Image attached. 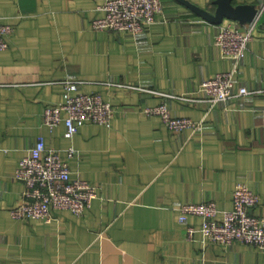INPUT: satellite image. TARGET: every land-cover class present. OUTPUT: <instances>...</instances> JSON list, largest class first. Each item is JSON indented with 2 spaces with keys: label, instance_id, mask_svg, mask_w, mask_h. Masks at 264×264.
<instances>
[{
  "label": "crops",
  "instance_id": "1",
  "mask_svg": "<svg viewBox=\"0 0 264 264\" xmlns=\"http://www.w3.org/2000/svg\"><path fill=\"white\" fill-rule=\"evenodd\" d=\"M104 2L0 0L1 22L15 28L0 52V264H264L254 246L189 239L188 226L201 218L179 220L183 204L232 209L238 183L259 195L251 213L264 220V10L234 95L210 109L198 87L231 69L215 36L238 21L215 23L192 7L215 15V0H162L156 23L134 37L93 28ZM66 80L110 101L112 126L88 123L72 138L63 122L47 126L44 108L63 102ZM242 86L250 93L240 96ZM143 89L171 95L172 115L198 127L173 132L146 115L164 99ZM41 136L64 157L73 149L71 178L96 186L83 215L60 210L50 223L12 217L25 199L14 173Z\"/></svg>",
  "mask_w": 264,
  "mask_h": 264
},
{
  "label": "built area",
  "instance_id": "2",
  "mask_svg": "<svg viewBox=\"0 0 264 264\" xmlns=\"http://www.w3.org/2000/svg\"><path fill=\"white\" fill-rule=\"evenodd\" d=\"M263 10L264 6L249 23L231 22L222 26L215 36V45L222 58L230 60L232 67L199 85V92L204 95L210 109L234 95L242 61L255 38L254 32L261 21ZM99 11L103 12V16L92 22L96 31L125 32L137 37L156 23L157 16L163 12V5L162 0H105ZM14 31L13 25L3 24L0 18V52L9 47V38ZM78 83L76 80L64 81L63 102L44 108V123L53 129L63 122L67 127V138H72L88 123L110 127L116 114L110 101L104 100L99 93L78 91ZM143 90L164 99L155 107H146V115L160 116L173 132L198 127L197 122L191 119L172 115L166 101L171 95L152 89ZM249 93L245 86L238 90L240 96ZM262 117L264 120V108ZM74 155V150L69 149L64 157L60 149L48 147L43 136L38 138L21 159L13 176L25 186L24 201L10 210L15 220H44L50 223L55 219L56 211L66 210L76 216L85 213L97 198L98 192L94 184L82 178H71L69 159ZM234 189L232 209L220 211L214 201L183 204L179 220L185 223L189 217L201 218L202 224L199 227L188 226V237L191 240L198 239L203 243L225 247L241 242L263 253L264 220L251 213V209L258 206L260 197L247 183H238Z\"/></svg>",
  "mask_w": 264,
  "mask_h": 264
},
{
  "label": "water",
  "instance_id": "3",
  "mask_svg": "<svg viewBox=\"0 0 264 264\" xmlns=\"http://www.w3.org/2000/svg\"><path fill=\"white\" fill-rule=\"evenodd\" d=\"M214 4L218 5L215 15H212L207 10L205 11L194 5H192V7L205 19H209L215 23H222L223 18L226 17L242 24H246L251 22L258 12V9L251 5L243 4L240 6H234L232 0H215Z\"/></svg>",
  "mask_w": 264,
  "mask_h": 264
}]
</instances>
